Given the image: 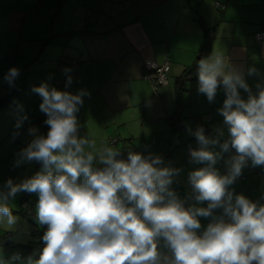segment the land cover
<instances>
[{"label": "clouds", "instance_id": "clouds-1", "mask_svg": "<svg viewBox=\"0 0 264 264\" xmlns=\"http://www.w3.org/2000/svg\"><path fill=\"white\" fill-rule=\"evenodd\" d=\"M256 72L249 68L248 75ZM196 75L198 93L209 103L222 88L225 99L217 113L223 121L215 135H207L202 125L186 127L198 144L189 149L190 162L204 166L189 172L191 192L184 199L171 187L180 170L165 166L162 156L97 148L80 134L76 113L90 96L86 90L33 87L42 98L48 131L29 128L33 138L14 166L41 167L18 183L8 179L0 186V224L15 230L20 219L9 201L21 192L35 193L34 220L46 230L33 255L0 256V264H264V203L231 188L249 161L264 167V80L253 91L221 51L200 58ZM18 76L11 68L4 79L14 86ZM71 83L69 76L66 87ZM26 119L19 117L17 127ZM231 149L235 154L224 160L226 174H221L215 166ZM188 200L194 203L186 206ZM200 217L211 219L198 233Z\"/></svg>", "mask_w": 264, "mask_h": 264}, {"label": "crops", "instance_id": "crops-1", "mask_svg": "<svg viewBox=\"0 0 264 264\" xmlns=\"http://www.w3.org/2000/svg\"><path fill=\"white\" fill-rule=\"evenodd\" d=\"M259 32H264V0H0V75L21 66L26 73L14 86H0V109L14 97L36 108L23 111L35 121L42 98L33 87L47 83L73 94L86 90L90 96L76 113L80 134L97 148L115 137L107 146L162 156L165 166L180 170L171 187L184 199L191 192L189 172L204 166L190 162L188 149L198 144L186 127L202 125L207 135H215L223 121L217 109L224 92L218 89L212 103L198 93L197 63L221 51L255 91L264 80V40L254 39ZM147 60L169 67L168 83L157 92L143 77ZM253 67L256 74L248 75ZM192 68L194 76L183 80ZM16 87L22 88L18 96ZM179 102L180 130L172 125ZM225 138L226 130L221 142ZM234 154L231 149L215 166L221 174H226L224 160ZM231 188L264 203V167L249 161ZM199 219L198 233L211 218Z\"/></svg>", "mask_w": 264, "mask_h": 264}, {"label": "rangeland", "instance_id": "rangeland-1", "mask_svg": "<svg viewBox=\"0 0 264 264\" xmlns=\"http://www.w3.org/2000/svg\"><path fill=\"white\" fill-rule=\"evenodd\" d=\"M30 65L33 64H29L28 66L30 67ZM23 68V66L18 68V79L20 77L24 78V76L26 75V73H23ZM29 70H31V68ZM30 74L32 75L33 73L30 72ZM5 76L6 75H0V86L8 84V82L4 79ZM13 90L14 96H18L22 88L16 87L13 88ZM4 93L7 92L5 91ZM12 98L13 100L11 102L7 103L6 101L5 105H3L0 109V186H2L8 179H12L15 183H18L24 178L35 174V165L37 164L35 162L30 165H21L19 167L14 166L15 160L17 158V153L22 148L26 147L28 142H30L33 138L31 135H29V128L41 126L46 131L44 134H46L48 131V126H46L41 121L42 112L38 115L35 121L33 117L26 114L27 119L24 120L22 125L18 128V118L25 115L23 111L27 110V106L28 109H32V112L34 110L36 111V108H34V106L30 103L26 104L24 101L18 102V99H15L14 97ZM12 98H9V100H11ZM111 138L114 139L115 137ZM107 145H111V143H108L107 141ZM38 165L39 166L36 172L41 167L40 164ZM23 193L24 192L18 193L15 199L9 201V207L12 209L13 214L18 216L20 219V222L16 226V229L10 232L5 225L0 224V236L7 235V237L9 238V241L0 243V256H4L5 258L14 253H21L22 255L24 254L22 260L26 259L29 255H25L27 253L23 246L27 245L29 242L36 240V236H34V234L32 233V229L36 228L39 233L42 234L46 230V227L38 226L34 220L35 204L38 200L37 194H29L25 192L28 200L27 204L29 207L31 206L32 209L31 212L29 211L30 214L26 216L20 213L24 210L20 205V198ZM33 254L34 253H32V255ZM16 264H20V262H16Z\"/></svg>", "mask_w": 264, "mask_h": 264}, {"label": "trees", "instance_id": "trees-1", "mask_svg": "<svg viewBox=\"0 0 264 264\" xmlns=\"http://www.w3.org/2000/svg\"><path fill=\"white\" fill-rule=\"evenodd\" d=\"M194 73H195V68H192L190 69L189 71H187L182 79L183 80H186L187 77H192L194 76ZM182 82V80H180V83ZM183 89L180 88L179 91H182ZM182 104L181 102H179V105H178V110L175 114V116L173 117L172 119V125L173 127H176V129L180 130L181 129V126H180V120L182 119V114H181V108H182ZM41 121L42 123H44V120L41 118ZM45 124V123H44ZM46 125V124H45ZM47 126V125H46ZM126 148H122L121 150L124 151ZM189 150V149H188ZM125 152V151H124ZM27 196H26V193L24 192L21 196V199H20V205H21V208H23L24 210L21 211L20 213L22 215H28L30 214L29 211L31 212V209L30 207L28 206L27 204ZM32 233L34 234V236H36V240L35 241H32V242H29L27 245L23 246V248L26 250V253L25 255H32V253H34L36 250L42 248V236L43 234L42 233H39V231L36 229V228H33L32 229ZM9 238L7 237V235H3V236H0V243H3L5 241H9L8 240ZM21 254V253H20ZM22 255V254H21ZM24 256V254L22 255Z\"/></svg>", "mask_w": 264, "mask_h": 264}, {"label": "built area", "instance_id": "built-area-1", "mask_svg": "<svg viewBox=\"0 0 264 264\" xmlns=\"http://www.w3.org/2000/svg\"><path fill=\"white\" fill-rule=\"evenodd\" d=\"M254 39L257 43H260L262 40H264V32H259L254 35ZM168 64H157L156 62L153 61H144L143 62V77L144 79L148 80L154 92H157L159 88H162L167 85L168 83ZM42 119L45 121L47 119L46 115L42 112ZM115 139H110V143L113 144L115 143ZM190 155V152H188ZM11 254L10 256H12ZM20 257L22 258L23 256L19 253ZM9 256V257H10Z\"/></svg>", "mask_w": 264, "mask_h": 264}]
</instances>
